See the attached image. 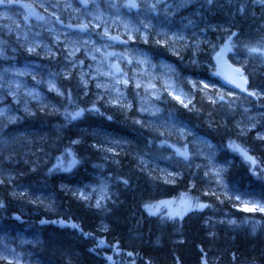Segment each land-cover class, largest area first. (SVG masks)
<instances>
[{
	"label": "trees",
	"instance_id": "1",
	"mask_svg": "<svg viewBox=\"0 0 264 264\" xmlns=\"http://www.w3.org/2000/svg\"><path fill=\"white\" fill-rule=\"evenodd\" d=\"M234 1L224 2L228 14L221 21L234 34L233 50L244 60L249 87L264 90V4ZM146 51L181 72L182 62ZM92 87L76 92L72 86L70 97L61 99L45 93L44 103H32L27 114L0 127V241L16 234L32 239L20 252L34 264H264V212L242 210L235 196L264 203V142L236 126L238 107L212 104L196 91L195 110L185 114L162 97L170 114L213 145L215 161L228 165L222 177L230 191L224 192L201 170L182 167L171 152L166 165L178 175L163 176L157 167L143 165L139 155L161 160L168 149L159 151L149 142L151 134L134 123L133 111L99 105L93 97L100 91ZM75 106L83 111L75 124L56 112ZM78 138L82 143L71 144ZM113 138L115 145L105 144ZM96 173L109 176L115 193L105 212L86 205L73 190ZM59 183L70 188L59 190ZM28 188L43 192L42 199L26 197ZM178 196L204 207L175 218L155 214V207ZM224 217L236 223L218 222ZM0 264L15 263L0 259Z\"/></svg>",
	"mask_w": 264,
	"mask_h": 264
},
{
	"label": "rangeland",
	"instance_id": "2",
	"mask_svg": "<svg viewBox=\"0 0 264 264\" xmlns=\"http://www.w3.org/2000/svg\"><path fill=\"white\" fill-rule=\"evenodd\" d=\"M86 1L88 8L79 7L77 0H2L0 127L15 122L22 113L27 114L32 103H44L45 93L61 99L68 95L70 87L74 86L77 92L79 87L89 84L100 91L93 97L99 105L102 101L104 106L119 105L133 111L134 123L151 134L149 142L156 143L159 151L163 146L168 149L161 160L139 155L143 165L157 167L163 176L178 175L166 165L171 152L182 167L201 170L224 192L230 191L222 177L228 165L216 162L213 145L200 137L186 120L170 114L162 100L167 95L185 114L195 110L196 91L212 104H233L239 109L236 126L242 132H253L256 139L264 142V90L251 86L248 96H240L210 81L217 79L213 62L216 56L241 69L244 66V60L233 50L234 34L221 21L228 14L224 2L230 0H135L140 8L137 13L126 8L125 0ZM238 1L264 4V0ZM114 35L126 39L130 46L121 48L110 43L109 38ZM145 49L182 62L181 72L176 64L153 58ZM261 58L264 60V53ZM114 67L117 74L113 73ZM78 95L79 99L84 97L83 93ZM70 109L56 112L74 124L82 121L83 113L77 114L81 107ZM106 139L110 138L106 136ZM106 139L105 144L115 145L116 138ZM82 141L73 139L71 144ZM68 188L64 183L58 184L59 190ZM73 190L86 205L103 212L115 199L109 176L102 173L93 174L88 182ZM32 192L28 188L26 197L42 199L43 192ZM187 196L159 204L155 214L175 218L204 207L194 204ZM235 196L242 210L264 212L260 210L264 208L263 202ZM146 211L150 213V209ZM218 222L236 223L230 217L220 218ZM106 228L105 224L99 225L102 231ZM31 242L34 243L23 234L0 241V259L34 264L27 254L23 256L20 252Z\"/></svg>",
	"mask_w": 264,
	"mask_h": 264
},
{
	"label": "water",
	"instance_id": "3",
	"mask_svg": "<svg viewBox=\"0 0 264 264\" xmlns=\"http://www.w3.org/2000/svg\"><path fill=\"white\" fill-rule=\"evenodd\" d=\"M126 6L132 12L138 11V6L134 0H125ZM77 5L81 8H87L88 4L85 0H77ZM1 6V1H0ZM110 42L119 44V45H127V41L122 39L121 37L114 35L110 37ZM214 65L216 68V72L220 81V84L229 90L235 91L239 94L246 93L247 81L242 77V71L228 62H221L219 56L214 58ZM114 73H117L116 67L114 68Z\"/></svg>",
	"mask_w": 264,
	"mask_h": 264
},
{
	"label": "bare ground",
	"instance_id": "4",
	"mask_svg": "<svg viewBox=\"0 0 264 264\" xmlns=\"http://www.w3.org/2000/svg\"><path fill=\"white\" fill-rule=\"evenodd\" d=\"M134 181H135V180H134ZM203 188H204V187H203ZM199 189H200V188H199ZM219 197H220V195H219ZM221 200H222V198H221ZM222 201H223V200H222ZM222 201H221V202H222ZM212 219H213V217H212ZM207 232H208V231H207ZM205 234H206V233H205ZM238 234H239V233H238ZM243 234H244V233H243ZM228 236H229V235H228ZM245 239H246V238H245Z\"/></svg>",
	"mask_w": 264,
	"mask_h": 264
},
{
	"label": "snow or ice",
	"instance_id": "5",
	"mask_svg": "<svg viewBox=\"0 0 264 264\" xmlns=\"http://www.w3.org/2000/svg\"><path fill=\"white\" fill-rule=\"evenodd\" d=\"M202 207V206H201ZM261 211H264V208L260 209Z\"/></svg>",
	"mask_w": 264,
	"mask_h": 264
}]
</instances>
